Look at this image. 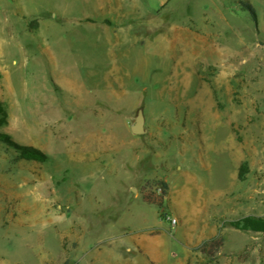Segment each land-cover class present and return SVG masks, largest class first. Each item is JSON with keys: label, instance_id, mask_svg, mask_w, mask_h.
Here are the masks:
<instances>
[{"label": "rangeland", "instance_id": "obj_1", "mask_svg": "<svg viewBox=\"0 0 264 264\" xmlns=\"http://www.w3.org/2000/svg\"><path fill=\"white\" fill-rule=\"evenodd\" d=\"M121 23L101 36L82 0H0V131L48 155L0 141V264H264L244 227L264 219V0H149Z\"/></svg>", "mask_w": 264, "mask_h": 264}, {"label": "crops", "instance_id": "obj_2", "mask_svg": "<svg viewBox=\"0 0 264 264\" xmlns=\"http://www.w3.org/2000/svg\"><path fill=\"white\" fill-rule=\"evenodd\" d=\"M160 4H164L166 0H156ZM146 0H82L83 11L86 13V26L88 28H96L95 30H103L107 28H111V24L129 21L131 18V14H134L137 10L141 11L144 5H147ZM128 28V27H126ZM104 34V33H103ZM101 32L99 35H103ZM112 45H115L119 49L122 42L118 39V41L114 42L112 39L108 38ZM124 50V49H123ZM82 95V93L80 92ZM176 216V215H175ZM179 223H185V215L184 212H181L179 216ZM192 226L193 231L187 232V242L184 244L185 249L189 244L197 243L203 238L207 236V226L202 224L203 227L200 228V223H197ZM148 229V228H147ZM145 229V230H147ZM144 230V231H145ZM203 231V234H200L199 231ZM160 233L157 236L152 237L147 233H142L137 238V243L140 244L144 250V252L153 260L158 261L161 254V247L163 245L160 239ZM187 256L184 257L186 259Z\"/></svg>", "mask_w": 264, "mask_h": 264}, {"label": "trees", "instance_id": "obj_3", "mask_svg": "<svg viewBox=\"0 0 264 264\" xmlns=\"http://www.w3.org/2000/svg\"><path fill=\"white\" fill-rule=\"evenodd\" d=\"M246 7L250 10L251 15L255 22H257V13L255 9L252 7L250 3L245 4ZM10 119V111L8 105L0 100V128L8 125ZM0 141L7 143L9 146L16 149L19 153V157L27 159V160H36V161H46L48 159V155L43 151L32 147V146H25L21 145L15 140H13L12 136L8 133L0 131ZM240 178L243 179L244 177V169L240 170L239 174ZM164 187L165 194L167 193L168 184L164 181L160 182ZM164 198V196H163ZM245 228H250L254 230H261L264 231V219H256V218H246L244 223ZM218 242L212 241V245L216 246Z\"/></svg>", "mask_w": 264, "mask_h": 264}, {"label": "water", "instance_id": "obj_4", "mask_svg": "<svg viewBox=\"0 0 264 264\" xmlns=\"http://www.w3.org/2000/svg\"><path fill=\"white\" fill-rule=\"evenodd\" d=\"M131 130L136 135H141L147 132V129L145 128V116L143 109L138 111L135 121L131 124Z\"/></svg>", "mask_w": 264, "mask_h": 264}, {"label": "built area", "instance_id": "obj_5", "mask_svg": "<svg viewBox=\"0 0 264 264\" xmlns=\"http://www.w3.org/2000/svg\"><path fill=\"white\" fill-rule=\"evenodd\" d=\"M167 219L170 221L172 226H175L178 223V219L176 217L171 216V215H167Z\"/></svg>", "mask_w": 264, "mask_h": 264}]
</instances>
